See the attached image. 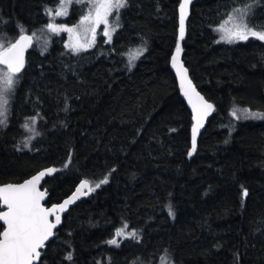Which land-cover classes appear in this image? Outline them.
<instances>
[{
  "label": "trees",
  "instance_id": "obj_1",
  "mask_svg": "<svg viewBox=\"0 0 264 264\" xmlns=\"http://www.w3.org/2000/svg\"><path fill=\"white\" fill-rule=\"evenodd\" d=\"M180 1L128 0L111 44L87 52L73 54L63 36L45 51L27 48L0 127V184L52 167L46 205L81 180L94 189L63 218L46 264H264V122L229 125L232 109L264 112V41L218 42L217 26L248 0L193 1L182 59L214 113L191 158V116L169 68ZM52 3L0 0V35L13 43L21 29L35 32ZM80 9L71 6L69 22ZM250 23L264 30V0ZM32 116L40 135L18 150ZM122 227L137 238L108 244Z\"/></svg>",
  "mask_w": 264,
  "mask_h": 264
},
{
  "label": "snow or ice",
  "instance_id": "obj_2",
  "mask_svg": "<svg viewBox=\"0 0 264 264\" xmlns=\"http://www.w3.org/2000/svg\"><path fill=\"white\" fill-rule=\"evenodd\" d=\"M73 0H61V7L55 12V16L67 14V5H70ZM77 3H83L84 0H76ZM90 4L89 11L83 15L80 22L75 27H68L65 24L57 25L54 22H49L46 28L53 33L66 31L70 33L76 40L75 43L66 44L67 48H71L73 52H78L83 47H90L79 43L80 33H91L92 43L95 42L96 29L101 24L104 25V36L109 41L112 39V33L116 31V27H120L119 17L121 10L128 6V0H88ZM190 0H181L179 7V38L177 40L176 54L172 57V65L176 69L177 76L180 79V86L183 95L188 99L192 106V147L188 155L191 156L197 149V135L199 129L203 127V121L213 110V105L208 103L195 90L192 82L187 79V69L182 64L178 63V57L181 52L180 40L184 38L185 34V16L186 9ZM259 0H248L247 3L239 7H235L228 14L229 26H221L222 32L220 39L227 43H234L236 41H246L249 37H255L260 41H264V30H257L255 26L251 25L250 20L254 15V9ZM116 14V27H113L109 17ZM6 23V22H5ZM21 34L14 43L5 44L6 34L0 35V127H7L9 123V116L11 115L12 102L14 101L16 91L25 69V50L31 46V41L35 36ZM146 50L141 48L140 54ZM131 62L129 67H131ZM65 110H68V105H65ZM246 114L245 118L264 119V113L251 112L248 109H243ZM234 117L237 116V110L231 113ZM39 113H37V116ZM37 116L28 117L25 123L22 124L27 132L31 135L25 137L22 147L17 145L18 150L30 148L32 139L40 135L36 128ZM227 142V141H226ZM67 167V165H65ZM54 168H47L43 171L37 172L23 183H5L0 185V204L6 210H0V221L3 222L0 227V264H46L44 256L46 251V241L54 235L53 229L61 223L60 213H63L66 207L73 202V200L81 192V189L88 186V191L94 189L88 185L87 181H81V185L76 189V193L72 197L64 200L63 203L53 204L51 207H45L42 201L45 200L47 191L41 190L42 179L49 174L54 173ZM107 178L100 181V183H107ZM96 184V187L100 186ZM242 187V198L249 195L247 188ZM243 206V199H242ZM168 214L174 216L173 206L169 204ZM54 216L53 222L50 217ZM125 228L127 225L124 226ZM116 236H124V229H117ZM131 238H137V232L132 231L126 234ZM108 244L119 247V242L115 237L107 241ZM65 259L71 261L73 259L72 253H68Z\"/></svg>",
  "mask_w": 264,
  "mask_h": 264
},
{
  "label": "rangeland",
  "instance_id": "obj_3",
  "mask_svg": "<svg viewBox=\"0 0 264 264\" xmlns=\"http://www.w3.org/2000/svg\"><path fill=\"white\" fill-rule=\"evenodd\" d=\"M52 5H48L45 9V17H46V23L41 27L39 28L38 30H36L35 32V36L33 37L32 41H31V46L28 47V50L31 51V50H36L37 47H41V48H44V51L47 49V47H49V44L52 40L54 39H57L58 37H61L63 36L64 37V44H72V43H75L76 40L75 38L68 32L66 31H60L58 33H53V32H50L47 28H46V25L49 23V22H54L56 23L57 25H61V24H65L67 25L68 27H75L79 24L80 22V19L83 15H86L89 11V8H90V4L88 3V0H84L83 3H77L76 0H73V2L70 4V5H67L66 8H67V14L66 15H61V16H55V12L57 10L60 9L61 7V0H52ZM73 4L75 5H78L80 7H82L81 10V13L79 14L78 18L75 19L73 22H69V14H70V10H71V6H73ZM122 11V10H121ZM120 18L121 16L119 17V24H120ZM109 20L112 24L113 27H116V21H117V17H116V14L113 13L112 16L109 17ZM221 26H224V27H227L229 26L228 24V15L226 18H224L222 20V22L217 26V29H216V32H217V35H218V42L220 43H224L226 44L227 42L223 41L220 39V36L222 34V32L218 29L221 28ZM119 27H116V31ZM115 31V32H116ZM115 32L112 33V39L114 37V34ZM31 33L29 36H32ZM251 38V37H249ZM101 39V40H100ZM112 39L111 41L108 40L107 37L104 36V25L101 24L99 27H97L96 29V37H95V42L92 43V37H91V33H80L79 34V43L80 44H83V45H88L89 43H91V46L88 47H83L81 48L78 52H73L71 48H66L71 51L73 54H79V53H83V52H87L91 49H93L94 47L97 46V44L101 41V43L104 45H109L111 44L112 42ZM241 42H244V41H236L233 44H236V43H241ZM8 43V38L5 37V44ZM12 43V42H11ZM46 48V49H45ZM139 53L137 51H134L132 52L128 58L130 59H134L136 58V56L138 55ZM133 63V62H132ZM135 65V62L134 64L132 65V67H134ZM0 67H3V66H0ZM247 109V108H246ZM234 109H232L233 111ZM249 110V109H248ZM232 111L230 112V116H229V125L231 127L234 126V124L238 121V122H244V121H252V122H264V119H252V118H245V113L243 112V108L240 109V111H237V116H239L240 118L237 119L236 117H234L231 113ZM251 111V110H249ZM251 112H259V111H251ZM261 113H264V112H261ZM123 228V227H122ZM121 229V228H120ZM124 229V232H125V235L124 236H116L115 235V238L118 240V239H126L128 238L129 236H127L126 234L127 233H130L131 231ZM131 238V237H130Z\"/></svg>",
  "mask_w": 264,
  "mask_h": 264
},
{
  "label": "water",
  "instance_id": "obj_4",
  "mask_svg": "<svg viewBox=\"0 0 264 264\" xmlns=\"http://www.w3.org/2000/svg\"><path fill=\"white\" fill-rule=\"evenodd\" d=\"M193 1H194V0H190V3L188 4L187 9H186V16H185V34H184V38H183L182 40H180V46H181V49H182L183 41H184V39H185V35H186V25H187V21H188L189 15H190V10H191V7H192V4H193ZM180 3H181V1H180ZM179 7H180V4H179V6H178V28H177V40H178V38H179V16H180ZM26 35H28V34H26ZM18 38H19V36H18L16 39H18ZM16 39H15V40H16ZM14 42H15V41H14ZM14 42H13V43H14ZM175 54H176V48H175V50L173 51V53H172V55H171V57H170V60H169V68H170L171 72L173 73V75H174V77H175V80H176V83H177V87H178V90H179L180 97H181L182 101L184 102V104H185V106H186V108H187V110L189 111L190 116H191V127H190V150H191V147H192V143H191V137H192V132H191V129H192V106L189 104L188 99L183 95V92H182V90H181V86H180V79H179V77L177 76L176 69H175V68L173 67V65H172V57H173V55H175ZM26 57H27V49L25 50V60H26ZM182 57H183V49L181 50V52H180V54H179V57H178V63L182 64L183 67H184L185 69H187L186 66H185V64H184V62H183ZM186 77H187L188 80H190V81L192 82L193 86L195 87L196 92H198V93L204 98V100H206V98H205V97H204V96L198 91V89H197L196 86L194 85L193 81L191 80L190 75H189V72H188V69H187V72H186ZM206 101H207V100H206ZM207 102L210 103V104H212V103L209 102V101H207ZM212 105H213V104H212ZM213 113H214V106H213V110H212L211 112H209V114L207 115V117L204 119V121H203V127H201V128L199 129V132H198V135H197V145H198L199 137H200V135L204 132V130H205V128H206V125H207V122H208V120L211 118V116L213 115ZM196 151H197V149H196ZM196 151L193 152V154L190 156L191 158L194 157V155L196 154ZM49 168H52V167H49ZM45 169H47V168H44V169H42V170H40V171H43V170H45ZM40 171H38V172H40ZM36 173H37V172H36ZM36 173H35V174H36ZM54 173H55V172H54ZM54 173L49 174V175H46V176L42 179V181H41V190H42V191H47L46 189L43 188V184H44L45 180H46L48 177H51ZM35 174H33V175H35ZM33 175H31V176H33ZM31 176H30V177H31ZM30 177H29V178H30ZM29 178H27V179H29ZM25 180H26V179H25ZM23 181H24V180H23ZM23 181H22V182H19V183H23ZM81 181H86V180H81ZM81 181L78 182V184L75 186L74 190L70 193V195H68V196L65 197L62 201H60V202H58V203H63L64 200L68 199L69 197H72L73 194L76 193V189L81 185ZM87 182H88V181H87ZM0 185H3V184H0ZM88 185L92 187V185L90 184V182H88ZM92 193H93V191H88V186H85L84 188L81 189V192H80V193L78 194V196L73 200V202H72L71 204H69V205L66 207L65 211H64L63 213H60V216H61V223L58 224V225L56 226L55 229H53V233H54V235H53L52 237H50V240H49V241H46V246H47L50 242H52L53 239L56 237V235H57V231L59 230V228H60L61 225H62L63 218L68 214V212H69L72 208H74L77 204L81 203L82 201H84V200H86L88 197H90ZM48 197H49V193L47 192V195H46V197H45V200L42 201V204H44L45 207H51V206L53 205V204H51V205H49V206L46 205V201L48 200ZM58 203H56V204H58ZM0 210H6L2 204H0ZM50 219H51L53 222L55 221V217H54V216L50 217ZM0 224L2 225L3 222L0 221Z\"/></svg>",
  "mask_w": 264,
  "mask_h": 264
}]
</instances>
